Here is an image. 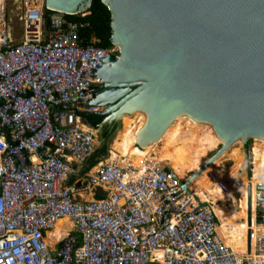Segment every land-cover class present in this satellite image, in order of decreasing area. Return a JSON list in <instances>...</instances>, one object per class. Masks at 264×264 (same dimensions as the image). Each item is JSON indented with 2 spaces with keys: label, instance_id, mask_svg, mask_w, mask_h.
I'll list each match as a JSON object with an SVG mask.
<instances>
[{
  "label": "built area",
  "instance_id": "obj_1",
  "mask_svg": "<svg viewBox=\"0 0 264 264\" xmlns=\"http://www.w3.org/2000/svg\"><path fill=\"white\" fill-rule=\"evenodd\" d=\"M21 3L23 40H14L6 9L0 18V264H264V234L255 256L240 257L218 234L215 211L165 168L134 179L116 164L73 167L98 143L83 118L104 110L88 105L101 83L96 67L120 49L87 40V22L46 0ZM61 219L73 228L52 244Z\"/></svg>",
  "mask_w": 264,
  "mask_h": 264
},
{
  "label": "water",
  "instance_id": "obj_2",
  "mask_svg": "<svg viewBox=\"0 0 264 264\" xmlns=\"http://www.w3.org/2000/svg\"><path fill=\"white\" fill-rule=\"evenodd\" d=\"M102 1L112 14V43L120 51L96 67L93 80L101 83L88 105L104 108L95 114L105 119L95 128L98 143L87 163L109 160V142L122 129V117L144 115L137 144L147 148L188 116L210 125L222 141L208 166L242 142L251 180L249 140L264 141V0ZM92 5L93 0H46L49 10L69 16L89 14ZM104 149L106 156L100 154ZM165 171L190 196V184L202 173L181 180L169 167ZM258 190L264 192V186ZM260 205L264 196L256 220L264 226Z\"/></svg>",
  "mask_w": 264,
  "mask_h": 264
},
{
  "label": "bare ground",
  "instance_id": "obj_3",
  "mask_svg": "<svg viewBox=\"0 0 264 264\" xmlns=\"http://www.w3.org/2000/svg\"><path fill=\"white\" fill-rule=\"evenodd\" d=\"M6 9L5 0H0V18L4 17ZM146 118L143 114H134L131 117H122V129L117 133L111 149V157L107 164H112L114 160H118V155L124 164L122 168L127 170L128 178L139 179L151 170L156 168L172 169L174 174L181 180H189L190 174H196L202 172L201 175L190 184V190L195 201L203 204L202 199L210 200L211 208L215 211L217 216L222 220V226H226L224 216L230 215L233 220V230L222 229L220 222L217 228V232L222 240L234 250V252L243 258H250L256 255L257 241L261 235L264 234V229L259 228L257 225V208H258V196L259 186H264V141L255 139L254 146L251 148V160L254 165L252 170V179L248 177V163L247 156L243 147L244 156L242 151L238 148L230 149V158L234 162L246 163V178L248 182V237L252 241L254 237V249L248 252H243L240 246L242 240L245 238L246 225L239 223L240 218H245L247 215L246 195L247 189L245 186L240 185L235 175H231L228 181L220 182L215 187L210 188L208 191V198L205 192L197 194L192 185L197 182L207 170L213 166L222 156H224L229 150L212 162L209 166L210 154L215 152L222 141L217 136L216 132L210 125L197 123L195 120L188 116L178 118L171 127L166 131L160 141L154 143L147 148H141L137 144V136L141 129L144 127ZM201 129V130H200ZM200 130V131H199ZM197 135L195 136V134ZM233 147V146H232ZM120 163V162H119ZM105 165V162L101 163ZM121 166V164H119ZM208 166V167H207ZM101 167L98 165L95 168V172H98ZM138 172L132 174L131 170ZM141 172V173H140ZM226 179V178H225ZM257 184L260 185H256ZM242 184V183H241ZM252 189V217L253 223L249 224V194L250 188ZM89 193V192H88ZM264 193V192H262ZM241 195L242 212L237 210V196ZM83 198L91 201L94 199L93 193L83 195ZM199 199L197 201L196 199ZM228 202V207L219 209L218 203ZM200 205V204H199ZM65 223L63 226H61ZM262 227V226H261ZM73 224L69 219H61L56 224L55 229L49 234L51 243L55 244L57 240H62L68 236L71 232Z\"/></svg>",
  "mask_w": 264,
  "mask_h": 264
},
{
  "label": "rangeland",
  "instance_id": "obj_4",
  "mask_svg": "<svg viewBox=\"0 0 264 264\" xmlns=\"http://www.w3.org/2000/svg\"><path fill=\"white\" fill-rule=\"evenodd\" d=\"M21 7H22L21 0H6V22H7V26L9 27L10 31L12 32V35H13L14 40L16 42H20L21 40H23L24 35H25V32H24L25 26H24V23L20 20V16L22 13ZM196 135H197V133L195 134V136ZM114 139H111L109 142V146L111 147V149H112V143H113ZM254 143H255V140H253V139L249 140V144H250L251 148L254 146ZM243 147H244V145L242 144V142H239V143L235 144L231 149H234V148L240 149L242 151V155L244 156ZM217 150L215 152L211 153L209 158H211V156H213L217 152ZM230 151L231 150H229V152H227L215 164H213V166H211L207 170V172H205V174H203V176L197 182H195L191 187L197 194H200L201 192H205L208 196V191L210 188L215 187L220 182L228 181V179L231 175H235L237 182L240 185H242L243 187L245 186V188L247 189V195H246L247 215L245 218L241 217L239 220V223L242 225H246L245 226L246 232H245V238L242 240L243 242H241L240 246H241L243 252L249 253L251 250L254 249L255 234L253 235L252 241H250L249 237H248V218H247L248 217V202H247L248 182H247V178H246V163H245V160H244V163L232 161L230 158V155H229ZM115 164L116 165L121 164V167H122V165L124 164V160H122L120 158V156L118 155V160H114L111 165H115ZM106 165H109V164H107V162H105V165L99 164L100 167H103ZM95 168L93 169L94 171H95ZM93 170H92V172H94ZM131 173L136 174L138 172H135L132 169ZM242 174H245V175L243 177H241ZM255 184L260 185V184H257L256 182H255ZM262 185H264V184H262ZM91 189H93V186L91 187ZM88 192L90 194L91 190H88ZM257 195L258 196H264V193L257 192ZM208 198H210V196H208ZM242 199H243V197L241 195L237 196V200H238L237 210L239 211V213L242 212V207H241V200ZM202 200L204 203H208V204L212 205L210 200H208V199H202ZM228 205L229 204H228V202H226V200L225 201L223 200V202L218 203V207L220 210L225 208V207H228ZM260 206H264V205H260ZM259 218H261V216H259ZM222 220L219 218L220 226L222 229L225 228L227 230H229V229L233 230V220L230 217V215L226 214L224 216V220L226 223L225 227L222 226ZM64 224L65 223H63L61 226H63ZM259 228L264 229V226H262V227L259 226Z\"/></svg>",
  "mask_w": 264,
  "mask_h": 264
},
{
  "label": "trees",
  "instance_id": "obj_5",
  "mask_svg": "<svg viewBox=\"0 0 264 264\" xmlns=\"http://www.w3.org/2000/svg\"><path fill=\"white\" fill-rule=\"evenodd\" d=\"M49 12L48 14H50ZM69 20L72 21H85L89 24V27L83 31L87 40H90L92 36L96 37L99 40V45L103 48H110L113 46L112 43V14L109 11L108 7L103 3L102 0H93L92 8L89 11V14L86 18H80L79 16H68ZM83 118L85 121L92 126L97 128L104 119L105 116H100L97 114H84ZM105 136H108V133H105ZM101 155L106 156V149L100 152ZM245 174H242L243 177ZM97 199H101V195H97Z\"/></svg>",
  "mask_w": 264,
  "mask_h": 264
},
{
  "label": "crops",
  "instance_id": "obj_6",
  "mask_svg": "<svg viewBox=\"0 0 264 264\" xmlns=\"http://www.w3.org/2000/svg\"><path fill=\"white\" fill-rule=\"evenodd\" d=\"M97 161H98V159L95 160V163H94V164H92V163H87V162H85L84 164H78V163L73 162L72 165H73V167H75L76 169L79 168V169L82 170L83 172H85V171H92V170L98 165L99 162H97ZM109 165H110V164H109Z\"/></svg>",
  "mask_w": 264,
  "mask_h": 264
},
{
  "label": "flooded vegetation",
  "instance_id": "obj_7",
  "mask_svg": "<svg viewBox=\"0 0 264 264\" xmlns=\"http://www.w3.org/2000/svg\"><path fill=\"white\" fill-rule=\"evenodd\" d=\"M111 135V133L109 134V136ZM100 155V154H99Z\"/></svg>",
  "mask_w": 264,
  "mask_h": 264
}]
</instances>
